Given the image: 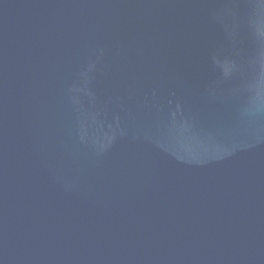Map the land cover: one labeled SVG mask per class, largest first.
I'll return each mask as SVG.
<instances>
[{"label": "water", "instance_id": "95a60500", "mask_svg": "<svg viewBox=\"0 0 264 264\" xmlns=\"http://www.w3.org/2000/svg\"><path fill=\"white\" fill-rule=\"evenodd\" d=\"M0 264H264V0H0Z\"/></svg>", "mask_w": 264, "mask_h": 264}]
</instances>
